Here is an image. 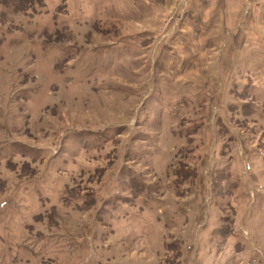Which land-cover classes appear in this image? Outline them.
<instances>
[{"label":"rangeland","instance_id":"rangeland-1","mask_svg":"<svg viewBox=\"0 0 264 264\" xmlns=\"http://www.w3.org/2000/svg\"><path fill=\"white\" fill-rule=\"evenodd\" d=\"M14 1L0 264H264V0Z\"/></svg>","mask_w":264,"mask_h":264},{"label":"crops","instance_id":"crops-1","mask_svg":"<svg viewBox=\"0 0 264 264\" xmlns=\"http://www.w3.org/2000/svg\"><path fill=\"white\" fill-rule=\"evenodd\" d=\"M154 1H157V0H154ZM224 1L226 2V0H223V1L222 0H187L184 6V10H189L188 11L189 16L196 15V13L198 14L200 11L204 12V10H207V11L212 10V12H215V10H222V8L226 6L225 5L226 3ZM176 3H177V0H175L173 4L175 8H176ZM135 5L139 7L137 3H135ZM203 12L202 14H199L197 16L198 23L196 27L201 28V26L204 27V26L210 25L208 21L206 20V17H204Z\"/></svg>","mask_w":264,"mask_h":264},{"label":"trees","instance_id":"trees-1","mask_svg":"<svg viewBox=\"0 0 264 264\" xmlns=\"http://www.w3.org/2000/svg\"><path fill=\"white\" fill-rule=\"evenodd\" d=\"M24 1H26V0H24ZM38 1L41 2V0H36V3H38ZM0 2L3 4H6V5L12 6L14 10H22L23 11V10H25L26 7H28V6L22 7V5L19 4V2H16L14 0H1ZM27 2H28L27 5H31L33 0H27Z\"/></svg>","mask_w":264,"mask_h":264},{"label":"built area","instance_id":"built-area-1","mask_svg":"<svg viewBox=\"0 0 264 264\" xmlns=\"http://www.w3.org/2000/svg\"><path fill=\"white\" fill-rule=\"evenodd\" d=\"M186 2H187V0H177L178 10H180V11L184 10V6H185Z\"/></svg>","mask_w":264,"mask_h":264}]
</instances>
